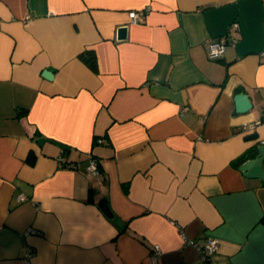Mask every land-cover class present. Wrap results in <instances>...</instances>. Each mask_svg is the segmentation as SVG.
<instances>
[{"label":"crops","instance_id":"0c3cea01","mask_svg":"<svg viewBox=\"0 0 264 264\" xmlns=\"http://www.w3.org/2000/svg\"><path fill=\"white\" fill-rule=\"evenodd\" d=\"M258 145L264 0H0V264H264Z\"/></svg>","mask_w":264,"mask_h":264},{"label":"built area","instance_id":"2783aa9c","mask_svg":"<svg viewBox=\"0 0 264 264\" xmlns=\"http://www.w3.org/2000/svg\"><path fill=\"white\" fill-rule=\"evenodd\" d=\"M128 16H129L130 22L132 24L140 23L144 19V11L143 10H141V11H129ZM231 26L235 28L238 26V23L233 22L231 24ZM225 48H226V39L224 37L212 39L207 44V56L210 59H219L224 55ZM253 128H254V123H248V124L242 125L243 130H249V129H253ZM97 141L98 142H104V139H98ZM57 160H58V165L60 167L73 168V169L78 167V165L76 163L67 161L63 156H59L57 158ZM87 170L90 171L91 173H94V174L98 173V167H97L96 159L91 158L89 160V163L87 165ZM17 198L19 200H22L25 197L22 194H20V195H18ZM28 231H30V230H28ZM183 239H184V241L187 242L184 234H183ZM217 249H218L217 239H215L213 237H207L205 239L203 246L201 247V258H202V260L206 264H212V262L210 261V257H211V255H213L217 251ZM158 250H159L158 245H155L154 251L158 252ZM30 255H31V253L28 252V254L26 255V258L28 259L30 257Z\"/></svg>","mask_w":264,"mask_h":264},{"label":"water","instance_id":"95a60500","mask_svg":"<svg viewBox=\"0 0 264 264\" xmlns=\"http://www.w3.org/2000/svg\"><path fill=\"white\" fill-rule=\"evenodd\" d=\"M126 30V26L119 27L117 30V36L119 38H124L126 36ZM42 74L48 79H51L52 77V73L49 70H44ZM234 100L237 112L243 113L251 108V102L246 93L239 92L235 94ZM257 136V133H251L247 135L246 139H256ZM262 161H264V145H258L256 155L241 163L239 165V170L245 177L264 180V167H262ZM103 209L107 215L111 216L108 206H105Z\"/></svg>","mask_w":264,"mask_h":264},{"label":"trees","instance_id":"16d2710c","mask_svg":"<svg viewBox=\"0 0 264 264\" xmlns=\"http://www.w3.org/2000/svg\"><path fill=\"white\" fill-rule=\"evenodd\" d=\"M81 57L90 64L91 66L95 65V57L91 52H84L81 54ZM242 158L237 159L236 165H238L241 162Z\"/></svg>","mask_w":264,"mask_h":264}]
</instances>
